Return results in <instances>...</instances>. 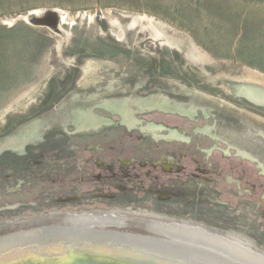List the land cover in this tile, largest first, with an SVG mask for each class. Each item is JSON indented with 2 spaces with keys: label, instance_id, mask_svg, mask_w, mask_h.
Listing matches in <instances>:
<instances>
[{
  "label": "rangeland",
  "instance_id": "rangeland-1",
  "mask_svg": "<svg viewBox=\"0 0 264 264\" xmlns=\"http://www.w3.org/2000/svg\"><path fill=\"white\" fill-rule=\"evenodd\" d=\"M262 120L264 0H0V258L264 255Z\"/></svg>",
  "mask_w": 264,
  "mask_h": 264
},
{
  "label": "bare ground",
  "instance_id": "bare-ground-1",
  "mask_svg": "<svg viewBox=\"0 0 264 264\" xmlns=\"http://www.w3.org/2000/svg\"><path fill=\"white\" fill-rule=\"evenodd\" d=\"M257 119L260 120V118ZM262 122L264 121L262 120ZM76 220L94 222L97 220V218L81 216V218H77ZM100 220H105V219H100ZM107 220H112V219L108 218ZM161 226L165 229V232L169 233L170 235L176 234L178 235L179 238L186 240V242L187 241L193 242L196 245H200L205 249L215 252L219 258L225 261V264H264V255L258 254L252 249L246 247L245 245L237 243L231 239L219 235L211 234L195 227L182 226L177 224L161 225ZM23 238L30 239L28 235L23 236ZM8 243L9 241L7 242V244ZM83 247L85 248L88 246L83 245ZM83 247L82 245L77 246L75 247L76 249L74 250L70 249L68 252H66L71 258L68 257L65 258L64 262H61L60 260L57 259L58 254L53 250L48 252L47 250L35 249L30 247L29 249L26 250L21 249L16 251L17 253H13L8 258L1 257L0 264H127V263H120V262L117 263V262L102 260L101 259L103 258L102 252L99 253L92 250L95 249V250L104 251L105 249L103 248H95L94 246H92L91 251H88L85 249L82 250L81 248ZM119 252H123V251H119ZM74 255L77 256L73 257ZM82 255L87 257H82ZM115 255H117V253Z\"/></svg>",
  "mask_w": 264,
  "mask_h": 264
},
{
  "label": "flooded vegetation",
  "instance_id": "flooded-vegetation-1",
  "mask_svg": "<svg viewBox=\"0 0 264 264\" xmlns=\"http://www.w3.org/2000/svg\"><path fill=\"white\" fill-rule=\"evenodd\" d=\"M59 234H62V232L60 233V232H56V238H58V239H61L60 237L61 236H59ZM46 235V234H45ZM44 234H40V235H37L38 237H43V236H45ZM18 238V237H17ZM16 241L17 242H20V241H29V243L30 242H32L33 240L32 239H23V236H19V238L18 239H16ZM65 241V240H64ZM72 249V248H71ZM73 250V249H72Z\"/></svg>",
  "mask_w": 264,
  "mask_h": 264
}]
</instances>
